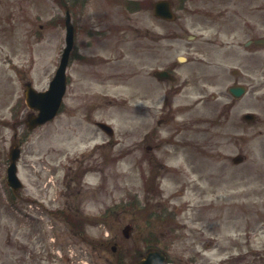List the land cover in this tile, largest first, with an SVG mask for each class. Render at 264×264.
Returning <instances> with one entry per match:
<instances>
[{
	"label": "rangeland",
	"instance_id": "obj_1",
	"mask_svg": "<svg viewBox=\"0 0 264 264\" xmlns=\"http://www.w3.org/2000/svg\"><path fill=\"white\" fill-rule=\"evenodd\" d=\"M172 1L178 14L172 23L155 19L147 6L125 9L130 0H89L83 8L71 4L78 37L66 110L54 123L29 131L23 87L29 81L45 88L56 72L65 46L66 9L60 0H0V264H48L51 243L55 251L75 249L61 217L32 204V199L49 204L56 198L54 209L60 210L67 184L71 191L89 190L80 212L95 218L85 229L97 241L78 244L86 251L85 264H105L97 244L124 240L127 224L134 229L132 240L151 235L173 255L189 249L182 241L203 251L210 244L208 258L215 262L223 259L219 251L230 250L244 256L245 264L256 259L264 264V88L259 86L264 49L258 54L261 72L233 75L243 59L252 57L242 46L255 19L257 33L264 36V0ZM158 40L165 65L180 56L197 63L195 92L187 88L173 102L175 109L179 103L187 108L176 109L161 124L160 108L143 102L139 62L144 43L157 47ZM102 60L111 61L112 70L102 72ZM129 61L139 71L136 77L128 71ZM241 83L249 86L248 93L232 98L228 89ZM246 113L259 120L243 121ZM94 121L111 125L113 137ZM71 128L80 130L71 134ZM16 134L24 142L19 162L24 189L18 193L7 185L9 160L3 157ZM98 143L107 145L88 158ZM237 155L246 161L235 165ZM84 157L83 164L76 162ZM176 222L183 230L178 240ZM137 243L140 249L139 238Z\"/></svg>",
	"mask_w": 264,
	"mask_h": 264
},
{
	"label": "flooded vegetation",
	"instance_id": "obj_2",
	"mask_svg": "<svg viewBox=\"0 0 264 264\" xmlns=\"http://www.w3.org/2000/svg\"><path fill=\"white\" fill-rule=\"evenodd\" d=\"M65 3L67 5L66 9H69L68 1L65 0ZM179 29V27H177ZM243 28V27H242ZM260 29V21L258 19L254 20V26H248L247 30L251 31L252 34L243 42V51H245L244 46H247V42L250 40H255L257 38H260V34L257 32ZM150 36L149 31L147 30L146 38ZM160 39V36L157 37ZM153 42H148L145 46V43L143 45V49H141V59L140 63L143 70V87H142V99L143 102L149 103L153 102V106H158L160 108V113L162 115L160 123H165L168 118H170V114H172L171 109L174 107L172 106L173 102L176 99H179L180 96H183V92L189 88V89H196V85L194 83V77H196L197 74V63L194 61L191 57H185L184 63H180L177 59V62L172 60L171 62H168L167 65H165V57H164V47H162V44L160 43V40L156 43L157 47L153 46ZM260 46H255L250 44L249 48L246 49L248 53L252 55L249 60L243 59V62L240 66V71H238L240 76L244 75H256L257 72H261V66L263 60L260 59V56L258 55L261 51ZM188 54H191V52H188ZM86 59V56H84ZM103 63V72H105V68L112 70V63L109 60H102ZM128 65L132 67V62H128ZM264 65V63H263ZM185 67L182 69V67ZM186 71L187 75H185L184 78H181L178 75L181 71ZM168 72L171 74V78L169 79H162L158 76L159 72ZM132 76L135 75V72H131ZM258 77V76H256ZM30 82H26L25 85L29 84ZM260 83V81H259ZM260 88H264V83L261 85L259 84ZM136 91V90H135ZM138 94V92L136 91ZM214 99V97H213ZM160 103H162V106L160 107ZM93 108L97 109L98 105L94 103L92 105ZM66 108V107H65ZM133 112V109L131 110ZM80 129L73 130L71 128V134H76L77 131ZM99 130V129H98ZM100 131V130H99ZM148 137V135H146ZM51 137H53L51 135ZM71 141V139H69ZM106 144V143H104ZM105 146V145H104ZM102 147L101 144L93 145L91 148L94 150L91 155L88 157H94L95 151L100 149ZM54 149L51 150L53 152ZM84 160H86V157L83 159H80L76 162L79 164H83ZM89 172V171H88ZM79 172H76L78 174ZM87 173L85 174V176ZM68 179V174L65 177ZM70 180L75 181L73 176L71 175ZM76 183V182H75ZM91 186V185H89ZM94 186V185H93ZM67 189L69 190L68 193H66L67 201L65 202V206L61 207V211L54 209V203L56 198L50 199L49 204L45 203V199H32V204L37 205L39 208H43L42 210L45 211L47 214H54V210L56 213H60L63 218V224L66 226L67 230L69 231V234H67L68 240H73L75 249L71 253L70 257H65L64 259H59L56 257L54 250H50L49 252H46V256L49 255L48 264H84L85 261L82 259L86 258V251L82 248H78V244L80 242L86 241V234L84 229V219L80 217L81 212L80 210L85 205V196L86 193L89 192L88 189H85L83 187H80L77 191H71L72 187L70 184H67ZM92 193L94 194H100L99 189L97 187H92L91 189ZM59 195V193H57ZM98 199V198H96ZM178 227V238L182 239L183 237V230ZM105 249L104 250H98V256L99 260L105 264H133L135 262L134 256L129 250L131 248L130 243L128 241H123L122 244L125 247V249L116 250L113 251V249L108 250L107 247H110V240H106ZM200 243H205L204 241H200ZM183 247L187 248H181L180 250H176L174 253L173 258V264H245V257L241 256L239 253H235L234 251L225 250V251H219L218 257H221L223 259L214 261L213 258H208V254L211 253V245L209 246L207 244V250H197L195 248V245L190 244H183L182 241L180 242ZM60 254L67 251L66 249H60ZM68 252V251H67ZM168 259L171 260V258L168 256ZM51 260V261H50ZM171 264V261H169Z\"/></svg>",
	"mask_w": 264,
	"mask_h": 264
},
{
	"label": "water",
	"instance_id": "obj_3",
	"mask_svg": "<svg viewBox=\"0 0 264 264\" xmlns=\"http://www.w3.org/2000/svg\"><path fill=\"white\" fill-rule=\"evenodd\" d=\"M155 13L159 17L165 19H172L174 16L171 12V4L169 1H160L155 5ZM68 36H67V48L61 59L60 67L56 73L54 80L51 83L50 90L45 93H37L33 88L27 89V103L31 108H36L40 111L39 116L29 121L30 126L43 124L54 118L57 114V110L60 107L62 97L66 89V67L69 61V54L73 46V27L67 22ZM230 92L237 98L241 97L245 90L241 87H234ZM52 103V104H51ZM246 120H253L254 117L251 114L244 116ZM103 129H107L106 124H101ZM17 157V156H16ZM14 156V160L16 159ZM243 157L238 156L234 158V163H241ZM15 165L9 168V183L14 189H17L20 184L15 175ZM139 264H164L163 257L158 252H151L141 263Z\"/></svg>",
	"mask_w": 264,
	"mask_h": 264
}]
</instances>
